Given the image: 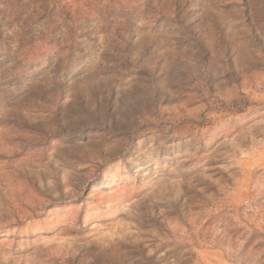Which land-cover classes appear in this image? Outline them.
Returning <instances> with one entry per match:
<instances>
[{
	"label": "rangeland",
	"instance_id": "1",
	"mask_svg": "<svg viewBox=\"0 0 264 264\" xmlns=\"http://www.w3.org/2000/svg\"><path fill=\"white\" fill-rule=\"evenodd\" d=\"M0 264H264V0H0Z\"/></svg>",
	"mask_w": 264,
	"mask_h": 264
}]
</instances>
